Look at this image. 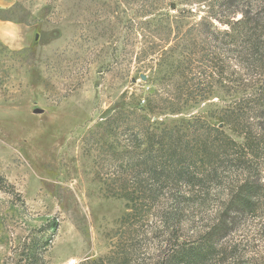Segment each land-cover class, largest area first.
Segmentation results:
<instances>
[{
  "label": "rangeland",
  "instance_id": "rangeland-1",
  "mask_svg": "<svg viewBox=\"0 0 264 264\" xmlns=\"http://www.w3.org/2000/svg\"><path fill=\"white\" fill-rule=\"evenodd\" d=\"M7 1L10 5L0 11V18L34 28L37 39L20 51L0 46V264H19L24 244L45 248L46 242L45 264H95L102 259L103 264H156L171 233L164 232L155 214L162 206L170 210L172 203L161 197L158 204L144 205L135 219L126 202L112 196L115 186L108 182L119 168L110 154L101 152L99 127L131 95L155 92L152 99L166 97L155 80L163 75L157 67L163 53L168 55L180 38L172 20L180 21L182 32L204 18L223 30L208 16L217 0ZM257 3L251 0L254 7ZM195 41L205 52L210 50L204 40ZM173 51L179 59L181 51ZM200 61L195 57L191 67L185 65L192 70L194 84L189 86L198 90L196 101L168 83L165 92L171 99L180 94L181 108L156 110L152 120L208 124L242 142L219 120L239 116L243 126L261 137L263 77L258 78L263 87L255 93L235 63H219L216 74ZM256 164L262 185L264 158ZM241 172L226 166L222 183H210L207 198H197L194 219L185 214L175 226L180 236L213 220L243 181ZM203 199L206 203L199 205ZM149 226L154 227L153 238ZM228 242L243 248L242 264H264V197Z\"/></svg>",
  "mask_w": 264,
  "mask_h": 264
},
{
  "label": "trees",
  "instance_id": "trees-1",
  "mask_svg": "<svg viewBox=\"0 0 264 264\" xmlns=\"http://www.w3.org/2000/svg\"><path fill=\"white\" fill-rule=\"evenodd\" d=\"M257 2L256 7L251 0L212 3L208 16L225 27L223 30L204 18L182 32L180 21L172 20L180 37L175 44L181 51L180 58L174 57V46L167 51L168 55L163 53L165 57L157 66L163 75L155 80L166 97L152 99L155 92L140 98L131 95L130 102L122 101L114 114L100 124L97 143L102 154H110L119 168L110 181L104 180L115 186L112 196L124 200L135 219L144 205L158 204L161 197L172 203L170 210L165 211L162 206L161 212L155 214L164 232L171 233L157 255L156 264H242L243 248L237 243L230 244L228 237L236 232L243 217L255 211L260 197H264V184H260L256 174L259 165L256 161L264 158V134L254 135L239 122V116L234 119L224 116L219 120L231 133L240 136L242 142L235 141L220 127L197 125L191 120L168 125L153 121L152 116L156 110L176 112L181 108L182 96L175 94L171 99L169 92H165L168 83H174L175 89L182 93L185 91L187 100L196 101L198 90L189 86L194 84L189 77L192 70L185 67H191L195 57L200 58L201 64H210L216 74L221 71L219 63L233 62L239 73L248 76L251 82L248 90L256 93L262 89L258 78L263 77L264 84V0ZM237 14L241 17L235 19L233 16ZM198 38L207 42L210 50L205 52L204 47L197 46ZM179 78L184 81L176 83ZM226 166L240 169L245 176L243 181L231 190L211 222L188 236H180L175 226L185 219V214H192L190 218L194 219L197 198H207L210 183H222ZM205 203L203 199L199 205ZM51 227L54 231L57 224L53 222ZM149 233L153 238V226H149ZM46 243L45 248L24 244L19 264H45L44 254L49 245ZM103 260L95 264H103Z\"/></svg>",
  "mask_w": 264,
  "mask_h": 264
},
{
  "label": "crops",
  "instance_id": "crops-1",
  "mask_svg": "<svg viewBox=\"0 0 264 264\" xmlns=\"http://www.w3.org/2000/svg\"><path fill=\"white\" fill-rule=\"evenodd\" d=\"M7 0H0V10L9 7ZM37 39L34 28L6 21L0 18V46L10 51H20L29 48Z\"/></svg>",
  "mask_w": 264,
  "mask_h": 264
},
{
  "label": "water",
  "instance_id": "water-1",
  "mask_svg": "<svg viewBox=\"0 0 264 264\" xmlns=\"http://www.w3.org/2000/svg\"><path fill=\"white\" fill-rule=\"evenodd\" d=\"M140 79L144 81L146 78L144 76H140Z\"/></svg>",
  "mask_w": 264,
  "mask_h": 264
}]
</instances>
